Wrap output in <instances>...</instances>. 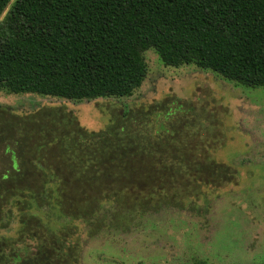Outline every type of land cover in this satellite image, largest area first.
Returning <instances> with one entry per match:
<instances>
[{"label": "rangeland", "instance_id": "obj_1", "mask_svg": "<svg viewBox=\"0 0 264 264\" xmlns=\"http://www.w3.org/2000/svg\"><path fill=\"white\" fill-rule=\"evenodd\" d=\"M143 57L147 77L127 98L0 92V264H32L23 244L41 247L38 264L264 263V87ZM56 190L67 215L88 214L90 195L173 209L91 225L61 217ZM65 227L79 260L57 253L49 233Z\"/></svg>", "mask_w": 264, "mask_h": 264}, {"label": "trees", "instance_id": "obj_2", "mask_svg": "<svg viewBox=\"0 0 264 264\" xmlns=\"http://www.w3.org/2000/svg\"><path fill=\"white\" fill-rule=\"evenodd\" d=\"M149 49L165 66L194 65L244 87H264V0H0V92L76 102L127 98L147 77ZM53 193L49 200L58 202L61 217L91 225L118 210L149 218L173 209L163 202L154 212L90 195L82 204L88 214L67 215L62 191ZM103 226L99 231L127 227ZM65 231L49 233L57 253L70 258L72 251L79 260ZM26 247L23 261L44 260L40 246Z\"/></svg>", "mask_w": 264, "mask_h": 264}]
</instances>
